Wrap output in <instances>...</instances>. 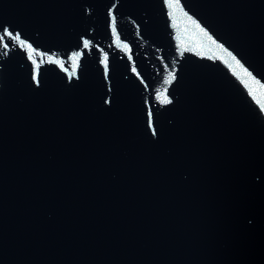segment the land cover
<instances>
[{
	"label": "water",
	"instance_id": "water-1",
	"mask_svg": "<svg viewBox=\"0 0 264 264\" xmlns=\"http://www.w3.org/2000/svg\"><path fill=\"white\" fill-rule=\"evenodd\" d=\"M0 264H264V0H0Z\"/></svg>",
	"mask_w": 264,
	"mask_h": 264
},
{
	"label": "snow or ice",
	"instance_id": "snow-or-ice-1",
	"mask_svg": "<svg viewBox=\"0 0 264 264\" xmlns=\"http://www.w3.org/2000/svg\"><path fill=\"white\" fill-rule=\"evenodd\" d=\"M17 38H19V37H17ZM22 43H23V41H22Z\"/></svg>",
	"mask_w": 264,
	"mask_h": 264
}]
</instances>
